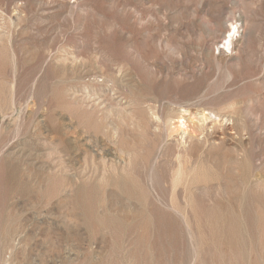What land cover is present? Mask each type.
<instances>
[{
  "label": "rangeland",
  "instance_id": "1",
  "mask_svg": "<svg viewBox=\"0 0 264 264\" xmlns=\"http://www.w3.org/2000/svg\"><path fill=\"white\" fill-rule=\"evenodd\" d=\"M94 94L122 108L103 162L67 130ZM0 264H264V0H0Z\"/></svg>",
  "mask_w": 264,
  "mask_h": 264
},
{
  "label": "bare ground",
  "instance_id": "2",
  "mask_svg": "<svg viewBox=\"0 0 264 264\" xmlns=\"http://www.w3.org/2000/svg\"><path fill=\"white\" fill-rule=\"evenodd\" d=\"M235 28V27H234ZM234 28L232 27V25H230V29H228V31H227V36H225L224 38H223V42H224V44H223V46L225 47H229L230 45H231V42H232V38H233V31H234ZM231 30H232V33H231ZM222 42V41H221ZM217 49V48H216ZM223 49V48H222ZM221 52H222V50H221ZM220 53V52H219ZM224 53H225V51H224ZM94 79H95V77H94ZM106 81V80H105ZM112 81H110V83H111ZM108 84H109V82H108ZM115 84V83H114ZM119 85V84H118ZM117 85V86H118ZM123 85H124V83H123ZM116 86V85H115ZM116 86V87H117ZM114 87V86H113ZM121 87V86H120ZM115 88V87H114ZM118 88V87H117ZM122 88V87H121ZM122 89H124V88H122ZM117 90V89H116ZM126 90V89H125ZM132 95H134V94H132ZM86 96V95H85ZM91 96V95H90ZM93 98V100L92 101H89V99L90 98ZM91 97H85V98H83L80 102L79 101H76V99H74L75 101H76V103L81 107V109H80V111H79V113L80 114H78L77 115V112H73V111H71V120L73 121V125L72 126H70V127H68V133H69V135H71V133H72V135H75V136H73V137H75L74 139H75V141L77 142V143H74V145H73V147H75L76 148V150H80V151H82L87 157L88 156H90V159L91 160H93L94 161V159H100L102 162L103 161H105V159L107 158V157H109V156H112L113 155V151H111L110 150V148H108L107 147V145L106 144H102V143H104V142H98V141H100L99 139L97 140V143L95 144V142H94V147L95 148H93V149H90L88 146L90 145V143H89V138H88V135H89V132H90V130H92L91 132H92V134L96 137V139H97V136H98V134H100L102 137L101 138H105V139H111V140H113V138L114 137H116V139L118 138H120L121 137V135H122V126L120 127V125H121V123H118V124H120V125H115L114 124V120H113V117L115 118V116L117 117L118 116V113H119V111L121 110L122 111V108H119L120 110L117 112L116 110H112V109H108V110H106L105 112H103V110L104 109H107L106 107H110L112 104H110L109 103V106H105L104 107V109H101V108H99V106H101L103 103H105V102H108L107 101V99L105 98H103V100H101V102L100 103H97V102H99L100 101V97L98 96V94H94V95H92ZM12 101H13V99H12ZM71 102H74V101H71ZM110 102V101H109ZM33 103H35V102H33ZM37 103V102H36ZM35 103V104H36ZM69 103H70V101H69ZM68 103V104H69ZM148 103V102H147ZM33 105L34 106V108H33V106H32V110L30 111V113H29V119H31V121H32V123H33V127H34V133H38V132H40V130H41V128H42V123L44 122V120H40V118H38V114H39V111H40V109L37 107V104L36 105ZM116 104V103H115ZM146 104V103H145ZM154 104V103H153ZM169 104V103H168ZM28 105V104H27ZM74 105V104H73ZM77 105V107H79ZM29 106V105H28ZM71 106V105H70ZM69 106V107H70ZM151 106V105H150ZM171 106V105H170ZM41 107V106H40ZM79 107V108H80ZM90 107V108H89ZM111 107H113V105L111 106ZM115 107H116V105H115ZM119 107H121V106H119ZM135 107V106H134ZM160 107H161V105H160ZM164 107V106H163ZM114 108V107H113ZM118 108V107H117ZM126 108V107H125ZM152 108H153V106H152ZM71 109V108H70ZM75 109V108H74ZM73 109V110H74ZM90 110V112H88L89 110ZM133 109V108H132ZM145 109V108H144ZM165 109V108H164ZM163 109V110H164ZM68 110V109H67ZM156 110H157V107H156ZM76 111H78V110H76ZM124 111H125V109H124ZM152 111V110H151ZM166 111V110H165ZM169 111V110H168ZM181 111H183V110H181ZM72 112L73 113H76V114H72ZM103 112V113H102ZM139 112V111H138ZM141 112V111H140ZM149 112V111H148ZM197 112H199V111H197ZM201 112V111H200ZM199 112V114H201ZM97 113H101V115L99 116V115H97ZM127 113H129V112H127ZM160 113V112H159ZM167 113V112H166ZM236 114L238 113V111L237 112H235ZM242 113V112H241ZM131 114V117H132V112L130 113ZM144 113H142V115H143ZM197 114V113H196ZM221 114H223V113H221ZM240 114V113H239ZM249 114V113H248ZM121 115H122V113H121ZM147 115H148V113H147ZM150 115H151V113H150ZM155 115H156V113H155ZM160 115H162V113L161 114H159V117H160ZM166 115V114H165ZM243 115V114H242ZM250 115V114H249ZM119 116H120V114H119ZM130 116V115H129ZM135 117H136V115H134ZM138 116V115H137ZM149 116V115H148ZM152 116V115H151ZM199 116V115H198ZM221 116V115H220ZM220 116L219 115H215L213 112H205V111H203V113L201 114V116H200V119L198 120V124L199 125H197L196 124V126L198 127V129L200 130V131H204V130H206V129H208L209 127L210 128H212V129H218V128H214V127H216L219 123H220V121H221V118H220ZM226 116V115H225ZM244 116V115H243ZM21 117V109H19V111H17L16 112V119H17V122H18V120H19V118ZM123 117V116H122ZM169 117V116H168ZM230 117H232V118H234L233 116H230ZM247 117H248V115H247ZM250 117V116H249ZM28 118V117H27ZM109 118H112L110 121H109V123L107 122V120H109ZM118 118V117H117ZM120 118H121V116H120ZM138 118V117H137ZM136 118V119H137ZM140 118V117H139ZM152 118V117H151ZM236 118H239V116L238 117H236L235 116V119ZM126 119H127V116H126ZM125 119V120H126ZM132 119H135L134 117L132 118ZM147 119V118H146ZM157 119V118H156ZM165 119V118H164ZM166 119H167V117H166ZM193 119H196V118H193ZM230 119V118H229ZM234 119V120H235ZM124 120V121H125ZM128 120H129V118H128ZM141 120V119H140ZM151 120H153V119H151ZM158 120H160V119H158ZM237 120V119H236ZM71 121V122H72ZM136 121H138V120H136ZM155 121V120H154ZM223 121V120H222ZM240 121H243V119L242 120H240ZM256 121H257V119H256ZM119 122H121L120 120H119ZM130 122V121H129ZM131 122H132V120H131ZM141 122H143V121H141ZM225 122H226V120H225ZM236 121H234V123H235ZM250 122V121H249ZM258 122V121H257ZM156 123H159V122H156ZM161 123H162V121H161ZM160 123V124H161ZM232 122H230V124H231ZM237 123H239V122H237ZM18 124V123H17ZM20 124V123H19ZM54 124V123H53ZM96 124L99 126V129L98 130H94V129H92L94 126H96ZM125 124V123H124ZM133 124V123H132ZM131 124V125H132ZM135 124L137 125L138 124V122L136 123H134V126H135ZM145 124V123H144ZM144 124H142V126L144 125ZM147 124H149V121L147 122ZM154 124V123H153ZM153 124H152V126H153ZM250 124H251V122H250ZM52 125V124H51ZM63 126L65 125V124H62ZM69 125V124H68ZM128 125V124H127ZM155 125V124H154ZM221 125H222V123H221ZM225 125H226V123H225ZM57 126V125H56ZM59 126V125H58ZM125 126V125H124ZM130 126V125H129ZM129 126H127V127H129ZM138 127H139V125H137ZM147 126V125H146ZM162 126V125H161ZM248 127H250L249 125H247ZM253 126H255V125H253ZM18 127H19V125H18ZM59 127H61V126H59ZM59 127H52L51 128V130L53 131L52 132V137L54 136V137H57V139L60 141V143H62V148L61 149H59L58 150V154H60V153H64L65 152V150H67V148H68V142L67 141H70V140H65V136L67 135V134H65V133H62L61 132V129L62 128H59ZM126 127V126H125ZM125 127H124V130H125ZM136 127V126H135ZM144 127V126H143ZM148 127V126H147ZM156 127H157V125H156ZM208 127V128H207ZM220 125H219V129H220ZM225 127H228V126H224L223 128H225ZM244 127H245V125H244ZM46 128V127H45ZM64 128H66V127H64ZM130 128V127H129ZM158 128H160V126L159 127H157V129ZM222 128V127H221ZM232 128V126L230 127V129ZM251 128V127H250ZM254 128V127H253ZM77 129H80L79 131L77 130ZM127 129V128H126ZM140 129V128H139ZM156 129V128H155ZM229 129V128H228ZM244 129V128H243ZM242 129V130H243ZM146 130H148L147 128H146ZM145 130V131H146ZM159 130V129H158ZM198 130V131H199ZM210 130V129H209ZM221 130V129H220ZM223 130V129H222ZM233 130V129H232ZM235 130H237V129H235ZM253 130V129H252ZM63 131H65V130H63ZM78 132V134H77V132ZM135 131V130H134ZM137 131V130H136ZM141 131V130H140ZM149 131V130H148ZM157 131V130H156ZM224 131V130H223ZM223 131H221V132H223ZM227 131V130H226ZM238 132H239V130H237ZM244 131V130H243ZM243 131H241V132H243ZM142 132V131H141ZM151 132V131H150ZM160 132H161V130H160ZM205 132V131H204ZM203 132V133H204ZM208 132V131H207ZM133 133V132H132ZM144 133V132H143ZM145 133H147V132H145ZM159 133V132H158ZM226 133V132H225ZM92 134H90V136L92 135ZM139 134V133H138ZM137 134V135H138ZM157 134V133H156ZM205 134V133H204ZM209 134V133H208ZM214 134V133H213ZM212 134V135H213ZM128 135V134H127ZM130 135V134H129ZM128 135V136H129ZM136 135V136H137ZM140 135H142V133L140 134ZM147 135H149V134H147ZM147 135H145V136H147ZM157 135H159V134H157ZM226 135V134H225ZM131 136H132V134H131ZM136 136H134V139H135V137ZM143 137H144V134L142 135ZM153 136V135H152ZM208 136H210V135H208ZM51 137V138H52ZM125 137H126V135H125ZM124 137V138H125ZM72 138V137H71ZM91 138H92V136H91ZM99 138V137H98ZM207 138V137H206ZM73 139V138H72ZM116 139H115V142L114 141H111L110 140V142H114L115 144H116ZM208 139V138H207ZM206 139V140H207ZM81 140H83V141H81ZM92 140V139H91ZM94 140H95V138H94ZM94 140H92V141H94ZM106 140V141H107ZM127 140V139H126ZM209 140V139H208ZM220 140V139H219ZM91 141V142H92ZM109 141V140H108ZM118 141V140H117ZM125 141V140H124ZM128 141V140H127ZM222 141V140H221ZM73 142V141H72ZM121 142H122V140H121ZM129 142L131 143V140H129ZM128 142V143H129ZM195 142H197V141H193V143H195ZM207 142V141H206ZM219 142V141H218ZM223 142H224V139H223ZM222 142V143H223ZM88 143H89V145H88ZM148 143V142H147ZM192 143V142H191ZM192 143V144H193ZM205 143V142H204ZM93 144V143H92ZM111 144V143H110ZM118 144V143H117ZM119 145V144H118ZM120 145H121V143H120ZM119 145V146H120ZM125 144H123V146H124ZM129 145V144H128ZM150 145V144H149ZM191 145V144H190ZM72 146V145H71ZM70 146V147H71ZM112 146V145H111ZM195 146V145H194ZM113 147V146H112ZM115 147H116V145H115ZM114 147V148H115ZM193 147V146H192ZM196 147H199L198 145H196L195 146V149H196ZM201 147V146H200ZM203 147V146H202ZM74 148V149H75ZM121 148V147H120ZM145 148H147V147H145ZM68 149H71V148H68ZM112 149V148H111ZM189 149H191V151H192V148H189ZM188 149V150H189ZM115 151L114 152H116V148L114 149ZM118 150V149H117ZM201 150H202V148H201ZM201 150H199V151H201ZM71 151H73V150H71ZM142 151V150H141ZM146 151H148V149L146 150ZM186 151H187V149H186ZM190 151V150H189ZM190 151V152H191ZM196 151H197V149H196ZM74 152H75V150H74ZM120 152V151H119ZM123 152H125V150H123ZM73 153V152H72ZM121 153H122V151H121ZM198 153V152H197ZM65 154V153H64ZM127 154V153H126ZM189 154V153H188ZM191 154H195L196 155V153H192L191 152ZM202 154V153H201ZM76 155V154H75ZM81 155V154H80ZM84 155V156H85ZM198 155V154H197ZM115 157H116V154L114 155ZM126 155H124V157H125ZM186 156H187V154H186ZM191 156V155H190ZM65 157H66V155H65ZM129 157V156H128ZM132 157V156H131ZM131 157H129V158H131ZM188 157V156H187ZM195 158H197V156H195ZM67 159V158H66ZM127 159V158H126ZM109 160V159H108ZM118 161H111V170L113 171V172H115L116 170H117V165H120V163L122 162V161H120L119 159H117ZM121 160H123L124 161V159H121ZM131 160V159H130ZM110 161V160H109ZM108 161V162H109ZM129 161V160H128ZM73 162V161H72ZM92 162V161H91ZM108 162H106V163H108ZM131 162V161H130ZM75 163V162H74ZM80 163V162H79ZM129 162H126V164H128ZM63 164V163H62ZM85 163H84V160H83V164L82 165H84ZM97 164V163H96ZM104 165H106L105 163H103ZM125 164V165H126ZM71 165V164H70ZM81 165V166H82ZM91 165V164H90ZM92 165H93V163H92ZM99 165V164H98ZM107 165H109V164H107ZM106 165V166H107ZM124 165V164H123ZM122 165V166H123ZM129 165H130V168H131V163H129ZM86 166V165H85ZM96 166V165H95ZM95 166L93 165V167H94V169H96L95 168ZM67 167V166H66ZM72 167V166H71ZM99 167H101V168H103L101 165H99ZM245 167V166H244ZM70 168V167H69ZM85 168H87V167H85ZM100 168V169H101ZM127 168V167H126ZM129 168V167H128ZM45 169V168H44ZM63 169H65V168H63ZM74 169V168H73ZM98 169V168H97ZM122 169H125V168H123L122 167ZM245 169V168H244ZM67 170V169H66ZM91 170V169H90ZM108 170H110V169H108ZM119 170H121V169H119ZM118 170V171H119ZM131 170V169H130ZM129 170V171H130ZM243 170V169H242ZM74 171V170H73ZM101 171V170H100ZM103 171V170H102ZM101 171V172H102ZM122 171V170H121ZM126 171V170H125ZM128 171V172H129ZM68 172V171H67ZM76 172V171H75ZM91 172V171H90ZM109 172V171H108ZM117 172V171H116ZM127 172V174L129 175V173ZM69 173H70V171H69ZM72 173V172H71ZM80 173H81V171H80ZM249 173V172H248ZM88 174H89V169H88ZM98 174L99 173H97L96 175L98 176ZM104 174V173H103ZM109 174H112V173H110L109 172ZM109 174H108V176H109ZM114 174V173H113ZM116 174V173H115ZM120 174V173H119ZM122 175H123V172L121 173ZM125 174V173H124ZM244 174V173H243ZM74 175V174H73ZM93 175V174H92ZM102 175V174H101ZM121 175V176H122ZM128 175H124L126 178H127V176ZM76 176H77V174H76ZM85 176H88V175H85ZM115 176V175H114ZM117 176H118V174H117ZM120 176V175H119ZM243 177H244V175H242ZM250 176V175H249ZM103 177V176H102ZM104 177H105V174H104ZM103 177V178H104ZM111 177H112V175H111ZM110 177V178H111ZM254 177H256V175L254 176ZM49 178V177H48ZM64 178V177H63ZM77 177H75V179H76ZM98 178V177H97ZM99 178H100V175H99ZM106 178V177H105ZM119 178V177H118ZM122 178V177H121ZM47 179V178H46ZM45 179V180H46ZM107 179H109L108 177H107ZM107 179H105V180H107ZM115 179H117L116 177H115ZM120 179V178H119ZM263 179V178H262ZM71 180H72V177H71ZM77 180V179H76ZM75 180V181H76ZM91 180V179H90ZM93 180V179H92ZM91 180V181H92ZM94 180H95V178H94ZM101 180V179H100ZM110 180V179H109ZM114 180V179H113ZM118 180V179H117ZM117 180H114V182L113 183H115ZM129 180V179H128ZM190 180V179H189ZM47 181V180H46ZM96 181H99V179L98 180H96ZM102 181L104 182V180L102 179ZM111 181V180H110ZM120 181V180H119ZM123 180L121 179V182H122ZM127 181V180H126ZM245 181V180H244ZM71 182V181H70ZM77 182V181H76ZM101 182V181H100ZM107 182V181H106ZM249 182V181H248ZM248 182H246V183H248ZM257 182V181H256ZM258 182H259V180H258ZM46 183V182H45ZM68 183V182H67ZM78 183V182H77ZM77 183H75V187L77 186L76 184ZM98 182H96V184H97ZM117 183V182H116ZM129 183V182H128ZM130 183H131V185L133 186L134 184H133V181H131L130 180ZM69 184H71V185H73L74 186V184L73 183H69ZM82 184V183H81ZM95 184V183H94ZM95 184V185H96ZM107 184H110V182H107ZM106 183H105V185H107ZM111 184H112V181H111ZM125 184H127V183H125ZM249 184H251V183H249ZM60 185H61V183H60ZM64 185V184H63ZM98 185L100 186V184L98 183ZM104 185V186H105ZM114 185V184H113ZM118 185V184H117ZM122 185H123V183H122ZM187 185V184H186ZM50 186V185H49ZM80 186V185H79ZM99 186H98V188H99ZM116 186V185H115ZM126 186V185H125ZM245 186V185H244ZM247 186H250V185H247ZM118 187V186H117ZM126 187H128V186H126ZM125 187V188H126ZM130 187V186H129ZM135 187V186H134ZM186 187V186H185ZM62 188H64L63 186H62ZM65 188H67V187H65ZM72 188V187H71ZM83 188V187H82ZM81 188V189H82ZM124 188V187H123ZM125 188H124V190H125ZM138 188V187H137ZM248 188V187H247ZM60 189V188H59ZM74 189V188H73ZM89 189H91V188H89ZM58 190V189H57ZM60 190H63V189H60ZM100 190V189H99ZM99 190L97 191V193L96 194H98V192H99ZM76 191V190H75ZM75 191H74V193H75ZM77 191H79V190H77ZM81 191V190H80ZM118 191H120L119 190V188H118ZM126 191V190H125ZM185 191V190H184ZM90 192H91V190H90ZM121 192V191H120ZM134 192H136V191H134ZM138 193H139V190L137 191V195H138ZM121 194H125V193H121ZM126 194L128 195V197H129V194H128V192H126ZM125 194V196L127 197V195ZM132 194V193H131ZM174 194V193H173ZM75 195V194H74ZM84 195H85V193H84ZM133 195V194H132ZM141 194H139V196H140ZM143 195V194H142ZM176 195L177 194H175V196L174 197H176ZM183 195H184V193H183ZM180 196V195H179ZM76 197V196H75ZM141 197V196H140ZM131 198V197H130ZM180 198V197H179ZM76 199V198H75ZM82 199H83V196H82ZM84 199H85V197H84ZM132 199V198H131ZM136 199H137V197H136ZM142 199V201H143V198H141ZM182 199H183V197H182ZM185 199V198H184ZM137 200H140L139 198L137 199ZM137 200H135V201H137ZM186 200V199H185ZM77 201V200H76ZM139 202V201H138ZM143 203V202H142ZM183 203V202H182ZM141 204V203H140ZM80 206V205H79ZM183 211V210H182ZM185 212V211H184ZM177 213V212H176ZM179 213H181V211L179 212ZM234 213V212H233ZM232 213V214H233ZM186 213H184V215H185ZM226 214V213H225ZM179 215V214H178ZM181 215H183V213H181ZM187 215V214H186ZM228 215V214H227ZM236 215V214H235ZM233 216V215H232ZM237 216V215H236ZM235 216V217H236ZM253 216V215H252ZM179 217V216H178ZM186 217V216H185ZM220 217H222V215H220ZM228 217V216H227ZM234 217V216H233ZM180 218V217H179ZM187 218V217H186ZM226 218V217H225ZM237 218H238V216H237ZM248 218H249V216H248ZM252 218V217H251ZM184 219V218H183ZM220 219V218H219ZM218 219V220H219ZM250 219V218H249ZM181 220V219H180ZM232 220H233V218H232ZM252 220H253V218H252ZM226 221V220H225ZM229 221V220H228ZM230 221H231V219H230ZM229 221V222H230ZM234 221V220H233ZM251 221V220H250ZM237 222V221H236ZM185 223H187V222H185ZM232 223V222H231ZM226 230V229H225ZM228 231V230H227ZM230 232V231H229ZM228 234H229V236H231V234L230 233H227V236H228ZM232 234H234V232L232 233ZM229 236H228V238H229ZM239 236V235H238ZM223 237V236H222ZM233 237H234V235H233ZM224 238H226L225 236H224ZM232 238V237H231ZM240 238V237H239ZM234 239L236 240V241H238V238L236 239V237L235 238H233L232 240H233V242H234ZM242 239V238H241ZM239 241H241V240H239ZM245 241V240H244ZM244 241L242 242V244H244ZM225 242H226V239H225ZM228 242V241H227ZM229 244H230V241H229ZM233 244V243H232ZM232 244H230V245H232ZM235 244V243H234ZM239 244H240V242H239ZM241 244V245H242ZM228 245V244H227ZM236 245H237V243H236ZM245 245V244H244ZM232 247V246H231ZM234 247V246H233ZM245 251V250H244Z\"/></svg>",
  "mask_w": 264,
  "mask_h": 264
}]
</instances>
